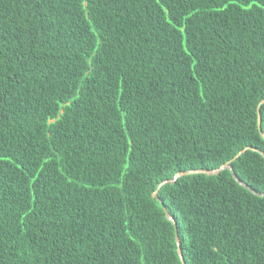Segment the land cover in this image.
I'll list each match as a JSON object with an SVG mask.
<instances>
[{"label": "trees", "instance_id": "1", "mask_svg": "<svg viewBox=\"0 0 264 264\" xmlns=\"http://www.w3.org/2000/svg\"><path fill=\"white\" fill-rule=\"evenodd\" d=\"M262 100L264 0H0V264H264Z\"/></svg>", "mask_w": 264, "mask_h": 264}, {"label": "water", "instance_id": "2", "mask_svg": "<svg viewBox=\"0 0 264 264\" xmlns=\"http://www.w3.org/2000/svg\"><path fill=\"white\" fill-rule=\"evenodd\" d=\"M263 102H264V100H262V101L258 104V106H257V111L259 110V107H260V105H261ZM257 115H258V120H257L258 131L260 132V135L262 136V138H264V134L261 133V131H260V127H259V113H258V112H257ZM263 156H264V154H263ZM220 169H222V168H220ZM220 169H217V170H214V171H201V170H198V171H190V172L180 173V174H177L176 176H174L173 179H176L178 176H181V175H183V174H190V173H205L206 175H212V174H216V173H218V171H219ZM231 173H232V177L234 178V180L237 182L238 185H240V186L246 188L247 190H249L250 192H252V194H254V195H258L259 197L264 198V193H263V194H256L251 188H249L248 186H246V185L242 184L241 182H239V181L236 179V177H235V175L233 174V172H231ZM161 184H163V183H161ZM161 184H160L159 186H161ZM155 196H156V192L152 193V197H155ZM168 219L171 220L170 217H168ZM175 242H177V252H178V256H179V258H180V260H181V264H183L182 257H181V253H180V250H179V248H178V244H179V242H178V238H177L176 235H175Z\"/></svg>", "mask_w": 264, "mask_h": 264}]
</instances>
